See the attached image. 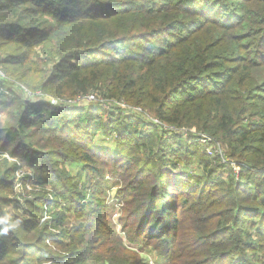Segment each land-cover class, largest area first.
Here are the masks:
<instances>
[{"label":"trees","instance_id":"1","mask_svg":"<svg viewBox=\"0 0 264 264\" xmlns=\"http://www.w3.org/2000/svg\"><path fill=\"white\" fill-rule=\"evenodd\" d=\"M0 70L14 92L0 98V150L67 204L52 215L66 255L54 254L36 221L46 196L29 217L8 214L16 166L0 159V264H148L142 242L164 264H264V0H0ZM90 93L187 131L173 147L140 115L62 104ZM96 133L114 135L115 149L97 147ZM106 175L122 181L126 242Z\"/></svg>","mask_w":264,"mask_h":264},{"label":"built area","instance_id":"2","mask_svg":"<svg viewBox=\"0 0 264 264\" xmlns=\"http://www.w3.org/2000/svg\"><path fill=\"white\" fill-rule=\"evenodd\" d=\"M6 80H7V78L5 77L4 73L0 70V98H3V99L11 98L13 96V93H14L13 90H11L7 85H5ZM21 91L24 94V96L29 98V99L39 97V98H43L44 101L48 102L50 105L58 104L57 99H55L53 97H49V96H42L39 92H36L35 95H33L32 92H30L29 90H27L24 87L21 88ZM85 102L100 104L103 108H114V109L119 108L120 112L123 114L132 113V114L140 115L145 121H148L151 123L153 122V124L157 125L161 130H163L165 132L168 129L172 130V132H180V130L175 128L174 126L166 125V124L162 123V121L159 120L158 118L152 117L150 114L146 113L145 110H143L140 106H131L123 100L116 101V100L102 99V98H99L94 93H90V94H87L85 96H76L75 98L66 99L62 102V104H66L69 106H78V105L83 104ZM0 115H1V113H0ZM184 134H185V132H184ZM199 141L205 146L206 152L209 155H214V154L216 155L217 154L221 157L223 162L226 163L227 159L224 156L221 148L217 144H214L213 140L210 137L203 134L200 136ZM0 156L2 157V159L4 158L7 161L15 163L16 168L14 170L12 177H11V183H12L13 189L17 193V196H16V200H14V199H11V200H13L15 206L19 210H22V212H25L24 209H28L27 208V206H28V200L27 199H29L30 196L25 195L24 191L25 190H27V191L32 190V185L29 181L31 180L33 172L31 173L29 168L21 160H18V158L11 157L7 152H4V151L0 152ZM232 165H233L234 171L237 172V168L234 166V164H232ZM25 168H27L26 171L24 170ZM23 178H26V179H23ZM51 198H53V197L49 194L48 199L41 206L40 218H41L42 222L47 224L48 229H49V235L46 238L45 243L50 247L51 250H56L55 242L59 239V236H60L59 234H60V230L62 227L55 226V222H54L52 214H51V216H49V214H48L49 208H50L51 212H53L54 210L57 212L60 211V207H54V206H59V205H57V204L54 205L53 200ZM68 226L70 227L71 225L68 224ZM57 228H60V230H58ZM64 255H66V253ZM49 262L52 263V262H55V260H51ZM149 262L151 264L154 263V262H152L151 259L149 260Z\"/></svg>","mask_w":264,"mask_h":264},{"label":"rangeland","instance_id":"3","mask_svg":"<svg viewBox=\"0 0 264 264\" xmlns=\"http://www.w3.org/2000/svg\"><path fill=\"white\" fill-rule=\"evenodd\" d=\"M260 76H261V74H255V75H253V80L255 82H258L259 83V81L257 79L260 78ZM99 98H101V97H99ZM89 103H91V102H85L83 104H89ZM78 106H80V105H78ZM186 131L187 130L185 128H182V130H180V132H185V133H186ZM189 132L195 133V131L193 129H191ZM173 133H176V132H172V130H169L168 129L165 132V137L167 139H169L170 143L173 145V147H175L176 146L175 143H174L175 142V139L172 136ZM93 137H94L93 138V141H94V143H95V145L97 147H99V148H108V150H114L115 149V147H114L115 146L114 145L115 144V141L113 140L114 139V135H111L110 138H106L101 133H96L95 135H93ZM0 152H3V151L1 150ZM0 159H2L1 156H0ZM194 167L195 166H193L192 168H194ZM28 168H29V170L32 173L33 172L32 169L30 167H28ZM189 168H191V167H189ZM70 169H71V174H72L71 177L72 178L74 177V179H77L78 178V175H79L80 168L77 169V165H73V166L70 167ZM24 170L26 171L27 168H25ZM76 172L78 173L77 176H75V173ZM33 173H32L31 180L29 181L31 183V185H32V190L31 191H27V190L24 191V194L25 195H29L30 196L29 199H27L28 200V205L34 204L36 196H39V195H45L46 196L45 201L48 199V195L49 194L53 197V193H52L53 192V188H52V186L51 185H48V184H40V183H38L36 181L35 175ZM84 177H85V175L83 173V175L81 176V178L84 179ZM123 177L124 176H122L121 178H123ZM23 179H26V178H23ZM117 180H119V178L116 179V178L110 177L109 175H106V182H107L106 203L108 205H110V206L113 207V209L111 210V218H110V221H111V225L116 230V235L117 236L119 235V237L124 242H126L125 241V238H124L125 235H123V233L121 232L120 223H119V220H118V218L121 215V213H120V207H119L120 205H119V203L117 202V200L115 198V196L117 194V191H118V186L116 184H122V181H120V180L117 181ZM11 188H12V193L10 194V192H9L7 194V197L10 198V199L16 200L17 193L13 189L12 183H11ZM51 199L54 200V198H51ZM11 204H13V203H11ZM11 204L8 203V207H6L7 210H8V214H12V216H20V217L21 216H27V217L30 216V212H31V208L30 207H28V209H24L25 210V213H23L22 210H19L16 207H12ZM55 204H57L59 206H54V207H60V210L62 208L65 209L66 206H67V204L65 203V201L63 199H59V201L56 200L55 201ZM53 212H57V211L54 210ZM53 212H51V210L49 208V213H48L49 216H51V214L53 215ZM19 214H21V215H19ZM36 221H38L40 224L41 223H44V222L41 221L40 212L39 211H38V217H37V220ZM67 222L71 226H77V222L78 221L75 218H73V215H72L71 217H68L67 218ZM57 229L60 230V228H57ZM142 243H141V245H137V246H139L138 248L135 247L136 250H137V252L139 253V257L141 258L142 261H145L146 263L151 264L149 262V260L151 259L152 262H154L153 264H164V263H162V258L160 256H158V254L156 253V251L153 250L152 247H150V246H144V244H142ZM49 249H50V247H49ZM51 251L54 254H59V253H61L62 255L65 254V251L61 250L58 246H56V250H51ZM49 261H51V260H49ZM49 261H43V262H41L39 264H53L54 263V262L51 263Z\"/></svg>","mask_w":264,"mask_h":264},{"label":"crops","instance_id":"4","mask_svg":"<svg viewBox=\"0 0 264 264\" xmlns=\"http://www.w3.org/2000/svg\"><path fill=\"white\" fill-rule=\"evenodd\" d=\"M108 147V146H107ZM72 169V168H71ZM77 169H79V167L77 166Z\"/></svg>","mask_w":264,"mask_h":264},{"label":"clouds","instance_id":"5","mask_svg":"<svg viewBox=\"0 0 264 264\" xmlns=\"http://www.w3.org/2000/svg\"><path fill=\"white\" fill-rule=\"evenodd\" d=\"M7 229H5V231H6Z\"/></svg>","mask_w":264,"mask_h":264}]
</instances>
